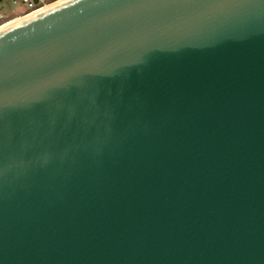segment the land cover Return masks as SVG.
<instances>
[{"label":"water","instance_id":"95a60500","mask_svg":"<svg viewBox=\"0 0 264 264\" xmlns=\"http://www.w3.org/2000/svg\"><path fill=\"white\" fill-rule=\"evenodd\" d=\"M0 264H264V3L0 29Z\"/></svg>","mask_w":264,"mask_h":264},{"label":"built area","instance_id":"2783aa9c","mask_svg":"<svg viewBox=\"0 0 264 264\" xmlns=\"http://www.w3.org/2000/svg\"><path fill=\"white\" fill-rule=\"evenodd\" d=\"M62 0H21V3L25 6L26 10L17 15H2L0 14V28L7 24L14 17L28 16L31 13L38 12L49 6H52ZM15 3V1H13Z\"/></svg>","mask_w":264,"mask_h":264},{"label":"rangeland","instance_id":"374dc122","mask_svg":"<svg viewBox=\"0 0 264 264\" xmlns=\"http://www.w3.org/2000/svg\"><path fill=\"white\" fill-rule=\"evenodd\" d=\"M15 1V3H13ZM26 10L21 0H0V14L2 15H17Z\"/></svg>","mask_w":264,"mask_h":264},{"label":"bare ground","instance_id":"6f19581e","mask_svg":"<svg viewBox=\"0 0 264 264\" xmlns=\"http://www.w3.org/2000/svg\"><path fill=\"white\" fill-rule=\"evenodd\" d=\"M62 1H63V0H62ZM62 1H60V2H62ZM60 2H58V3H60ZM58 3H56V4H58ZM56 4H54V5H56ZM52 6H53V5H52ZM49 7H51V6H49ZM49 7H47V8H49ZM45 9H46V8H45ZM42 10H44V9H42ZM42 10H40V11H42ZM40 11H38V12H40ZM35 13H37V12H35ZM35 13H31L30 15H33V14H35ZM30 15H28V16H30ZM25 17H26V16H22V17H14V18H12L7 24H5L4 26H2L0 29L5 28L6 26L12 25V24H14V23H16V22H18V21L24 19Z\"/></svg>","mask_w":264,"mask_h":264},{"label":"snow or ice","instance_id":"6c2138e0","mask_svg":"<svg viewBox=\"0 0 264 264\" xmlns=\"http://www.w3.org/2000/svg\"><path fill=\"white\" fill-rule=\"evenodd\" d=\"M261 3H264V0H261Z\"/></svg>","mask_w":264,"mask_h":264}]
</instances>
